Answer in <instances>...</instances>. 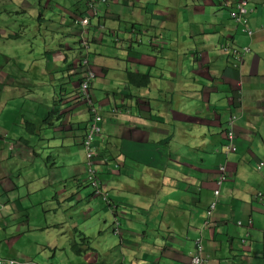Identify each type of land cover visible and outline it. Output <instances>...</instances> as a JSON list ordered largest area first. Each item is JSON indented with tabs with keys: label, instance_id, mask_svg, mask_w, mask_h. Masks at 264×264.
<instances>
[{
	"label": "crops",
	"instance_id": "crops-1",
	"mask_svg": "<svg viewBox=\"0 0 264 264\" xmlns=\"http://www.w3.org/2000/svg\"><path fill=\"white\" fill-rule=\"evenodd\" d=\"M67 1L64 7L61 0H0V38L9 34L5 16L12 20L14 14L34 21L37 14L41 20L51 15L43 32L64 38L54 49L43 40L32 58V88L23 100L40 99L42 80L54 87L51 97L42 96L48 101L32 104L34 115L23 119L29 139L13 134L17 120L16 128H5L19 113L0 123V256L37 264H188L214 199L218 165L225 162L219 202L201 231L204 264H264V204L255 196L264 192V0H248L251 37L229 14L239 0H113L101 6L87 36L91 95L107 132L105 141L95 139V167L109 202L93 196L84 181L80 142L89 113L77 97L83 67L73 21L85 13L86 0ZM35 27L41 35V23ZM226 40L249 47L238 67L221 46ZM5 65L0 53V96L18 83ZM127 72L148 74L149 83L138 86ZM164 85L171 86L170 98L162 95ZM54 114L59 124L49 121ZM229 114L237 117V149L223 155ZM55 152L63 156L56 160ZM105 206L112 241L89 237L88 249L74 253L64 241L66 228L87 236ZM37 246L51 248L46 253Z\"/></svg>",
	"mask_w": 264,
	"mask_h": 264
},
{
	"label": "rangeland",
	"instance_id": "rangeland-1",
	"mask_svg": "<svg viewBox=\"0 0 264 264\" xmlns=\"http://www.w3.org/2000/svg\"><path fill=\"white\" fill-rule=\"evenodd\" d=\"M67 2L69 1L61 0L60 4L66 7L68 5ZM174 5L176 6L178 4L175 3ZM50 16L51 15L45 16L46 20H41V18L37 14L36 18L38 20L34 21L33 18H30L29 20H27V18L29 17L25 15H21V14L15 15L14 14L12 16V20H9L8 17L5 16V19L3 21V23L6 24V26H3V29L5 30L9 28L7 30L8 31L7 33L9 34L7 36V34L3 33L2 35L5 37L0 38V53L3 55V63H6V65L2 67L4 68L6 72L11 74L12 76L18 75V83H16V85L12 87L13 88L12 91H9V92L5 91L3 92V95L0 96V112L2 111V114H0V123L8 120L7 118L8 114L19 113L16 116V118L9 119V121H7L8 123L5 124V128H8V126L15 127L14 120H17L19 122L20 127H17V128L15 127L16 131H12L14 135H17V133H19V134H22V136H25L24 132H29V130L27 129L26 122L23 119L26 118L28 114L32 116L34 115L35 109L33 108L32 104H35V103L42 104V103L47 102L48 100L42 99L43 94H45V97L43 98L51 97L50 91L53 90L54 86L52 87V85L54 82L44 83V81L42 80L40 85L37 86V88H40L39 92L37 93L38 96H41L40 99L38 101H30V105H29V101L23 100L24 98H27L29 96L27 94L28 89L32 88V86L29 84V79H31L32 77V67L34 66V62L32 61V58L36 54L37 51L42 50L44 46L43 40H46V45L50 42L49 43L50 47L54 49L56 48V46L59 45V40L64 39V38H60L59 36H57L54 31L50 33L49 35L43 32L45 21L49 23ZM148 22L149 20H146L143 23V26H145V23H148ZM39 23H41V31H42L41 35L38 34V30L35 27ZM4 56H7L8 59ZM8 68H10V70H8ZM59 80H62V77L59 78ZM66 83L68 84V82ZM164 86L166 90L165 92L162 93V95L167 98H170L171 95H169L168 92L170 91L171 86L169 85L167 86L164 85ZM56 87H58V85ZM10 88L7 87V89L9 90ZM91 93H94V90L92 88H91ZM7 102L10 103V106L7 105ZM80 102L83 103L82 101ZM83 104H80V106H82L80 107V109L84 108ZM95 104H98V103L95 102ZM85 112H86V108H85ZM58 117L59 116H57V114L51 115V117L49 118V121L56 124L58 123V119H59ZM82 117H83V114H82ZM106 133H107L106 129L104 127L103 128L101 127V131L99 134V136L100 135L102 136L101 141L102 140L105 141L107 139ZM30 136L31 134H28L27 136H25V138L29 139ZM60 141L61 139L57 140L58 143ZM69 147L71 148V150H74V145H71ZM79 150H81V148H79ZM55 154H56V160H58L61 156H63V154L60 152H55ZM84 166H85V161H84ZM84 174H85V171H84ZM88 187L90 188V190H92L90 186ZM122 196L125 197V194H122ZM218 202L219 201H217V204ZM64 216L65 217L67 216V213L65 211H64ZM98 217L100 219L96 217L97 218L96 220H100V224L97 226L94 232L89 231L87 233V237H90L92 239L103 240L105 244L109 245L113 238L112 235H110L112 234V231H111L112 220H111V214L109 213L108 208L106 206L100 209ZM42 218L44 217H43V214L41 213V215L37 217V220L41 221ZM99 226L100 228L98 229ZM79 232H77L75 229L71 230L70 228H66V233L68 234V237L65 238L64 241L66 242V244H68V246L70 242L73 241V239L78 240L81 237L79 235ZM76 234H77V237L75 236ZM37 247H39L38 251H46V253H48V251L51 248V246L45 247V248H41L40 246H37ZM56 259H57L56 263H59V259L58 258Z\"/></svg>",
	"mask_w": 264,
	"mask_h": 264
},
{
	"label": "built area",
	"instance_id": "built-area-1",
	"mask_svg": "<svg viewBox=\"0 0 264 264\" xmlns=\"http://www.w3.org/2000/svg\"><path fill=\"white\" fill-rule=\"evenodd\" d=\"M98 1L103 2L106 0H98ZM247 12H248L247 0H239L236 3L234 9L230 13L233 19L235 20V22L240 23L242 25L243 31L247 35H251L252 31L247 26V18H246ZM86 22H87L86 18L81 20V23L83 25H85ZM224 48H226V46H224ZM244 49L247 50V48H244ZM234 52H235L234 57L236 59V62H240L243 56V52H236V51ZM81 65L84 66L85 68L82 73V79L80 80L79 85H78L77 95L79 98H81L85 102L88 113H89V120H90V125L86 129L82 137V140H81V147L84 151V156H85V166H86L85 180L92 187L96 195L101 196L102 200L107 201L108 199L107 192L103 190L100 186L101 179L94 165L95 157H96L94 139L98 136L100 132L101 116H100L99 110L101 109V107L99 104H95V101L93 100L90 94V86H91L92 79L94 77V72L88 66V60L86 56L81 60ZM234 119H235L234 115H230L227 119V129L225 133L226 141H225V146H224L226 153L229 151H234L236 149V146L234 143V131H233ZM218 170H219V175L216 180L217 186L225 179L224 164H219ZM214 193L215 195H217L218 190L216 189ZM256 196L262 200L264 199V192H258ZM213 206H214V202L210 204V209L213 208ZM207 213L209 214L210 210H208ZM195 257L198 258L197 256ZM0 264H35V263L33 262L22 263L15 259H6V258L0 257Z\"/></svg>",
	"mask_w": 264,
	"mask_h": 264
},
{
	"label": "clouds",
	"instance_id": "clouds-1",
	"mask_svg": "<svg viewBox=\"0 0 264 264\" xmlns=\"http://www.w3.org/2000/svg\"><path fill=\"white\" fill-rule=\"evenodd\" d=\"M111 1H113V0H106V1H103V2H100V1H98V0H86V2H85V13L84 14H78V16L75 18V20L73 21L74 22V25L76 24V25H78L79 26V33H78V37H77V41H78V45H79V48L81 49V55H83L84 57L86 56L87 58L89 57V54H90V43H89V37L87 36V29H88V26L90 25V23H91V20L94 18V17H96V15H98L99 13H100V8H101V6H103V5H106V4H108L109 2H111ZM247 3H248V0H247ZM236 5V4H235ZM235 5H233L231 8H230V10H229V14H230V16H231V11L234 9V7H235ZM247 8H248V12L246 13V18H247V26L249 27V20H248V13H249V10H250V8L248 7V4H247ZM84 18H86L87 19V22L85 23V25H83L82 23H81V20L82 19H84ZM231 18L233 19V17L231 16ZM233 21L235 22V20L233 19ZM236 24H238V25H240L241 27H242V25L240 24V23H237V22H235ZM250 28V27H249ZM242 30H243V28H242ZM251 30V29H250ZM244 32V31H243ZM245 33V32H244ZM246 34V33H245ZM251 35H252V33H251ZM251 35H247L246 34V36H248V37H251ZM222 46V48H223V50L224 51H228L229 52V54H230V56H231V58H232V61H233V65L236 67H238L241 63H242V61H243V58H244V54L246 53V52H248L249 51V47L248 46H242V47H236V46H234L233 45V43L232 42H230L229 40H226V41H224L223 42V44L221 45ZM224 46H226V48H224ZM244 48H247V50H245ZM234 51H236V52H243V56H242V59H241V61L240 62H236V59H235V57H234V55H235V52ZM80 55V60H79V64L81 65V60L84 58V57H82ZM89 66V65H88ZM90 67V66H89ZM91 69V68H90ZM92 70V69H91ZM83 71H84V69H83ZM83 71H82V73H83ZM93 71V70H92ZM94 78V77H93ZM82 79V78H81ZM80 79V80H81ZM93 80V79H92ZM80 82V81H79ZM79 85V84H78ZM77 94H78V90H77ZM90 94H91V86H90ZM78 96V95H77ZM92 96V95H91ZM94 100V99H93ZM83 101V100H82ZM95 101V100H94ZM96 102V101H95ZM83 103L85 104V102L83 101ZM86 105V104H85ZM87 107V106H86ZM101 107V106H100ZM230 115H234V117H235V119H234V122H233V131H234V125H235V121L237 120V117H236V115L235 114H229L227 117H226V121H225V124H226V127H225V133H226V129H227V119H228V117L230 116ZM84 135V134H83ZM83 137V136H82ZM98 137V136H97ZM96 137V138H97ZM225 141H226V138H225ZM234 143H235V132H234ZM80 144H81V142H80ZM94 146H95V139H94ZM225 143L223 144V150H222V154L223 155H229V154H231V153H233V152H235L236 151V149H237V145H236V143H235V146H236V149L234 150V151H229V152H225ZM95 149H96V146H95ZM83 150V149H82ZM83 154H84V151H83ZM96 156H97V149H96ZM84 161H85V156H84ZM262 164V162H259L258 163V166H260L261 164ZM95 164H96V162H95ZM94 164V165H95ZM219 164H224V168H225V176H226V166H225V162H222V163H219ZM219 166V165H218ZM96 168V167H95ZM97 169V168H96ZM217 170H218V168H217ZM85 172H86V166H85ZM218 175H219V170H218ZM100 177V176H99ZM85 179V178H84ZM217 180V179H216ZM224 181V180H223ZM222 181V182H223ZM221 182V183H222ZM221 183L217 186V184H216V187H215V189L213 190V194H214V199H213V201L212 202H214V206H213V208H211L210 209V204L212 203H210L209 205H208V207H207V209H206V215H205V217H206V220H203L202 221V223H201V229H200V237H198V236H196L195 238H194V251H192V253H191V255H190V260H189V263L188 264H204L206 261H207V255L205 254V252L203 251V243H202V230L204 229V228H207V225L209 224V219L211 218V213H212V211L216 208V205H217V201H219V186L221 185ZM101 188H102V182H101ZM103 189V188H102ZM218 190V194L217 195H215V193H214V191L215 190ZM258 192H262V191H258ZM257 192V193H258ZM256 193V194H257ZM256 194H255V196H256ZM257 197V196H256ZM258 198V197H257ZM259 199V198H258ZM261 200V199H260ZM103 201H105V200H103ZM262 202H263V204H264V199H262L261 200ZM105 202H109V198L107 199V201H105ZM2 208V205L0 204V209ZM208 210H210V213L208 214L207 213V211ZM1 211V210H0ZM238 222H240V223H238ZM113 224H114V230L115 231H117L118 230V225H119V222H118V220H116V219H114V221H113ZM237 224L238 225H241V221H237ZM250 224H251V220L249 219L248 220V223H247V225H246V227L248 228L249 226H250ZM86 236V235H85ZM249 236V234H248V231H246L245 232V234L243 235V237H241L240 238V241L243 243L245 240H246V238ZM200 246V247H199ZM195 256H197L198 258H196ZM1 258H6V259H15V260H18V261H20V262H22V263H24V262H27V263H30V261H28V260H19V259H16V258H11V257H3V256H0ZM35 264H37L36 262H35Z\"/></svg>",
	"mask_w": 264,
	"mask_h": 264
},
{
	"label": "trees",
	"instance_id": "trees-1",
	"mask_svg": "<svg viewBox=\"0 0 264 264\" xmlns=\"http://www.w3.org/2000/svg\"><path fill=\"white\" fill-rule=\"evenodd\" d=\"M82 57H84L83 55H81ZM88 60V65L90 66V68L92 69L91 67V62H90V59L89 57L87 58ZM80 65V64H79ZM82 66V65H81ZM83 69L85 68L84 66H82ZM126 77L129 81H131L132 83L136 84V85H146L149 83V75L148 74H145V73H133V72H127L126 74ZM78 97V96H77ZM99 104V103H98ZM100 105V104H99ZM99 113H100V116H101V122L103 120L102 118V114H101V109L99 110ZM101 122H100V131H101ZM32 126L34 125L32 122H29ZM90 125V120L88 119V123L86 125V128L84 130V133L86 131V129L89 127ZM28 129V127H27ZM100 133V132H99ZM99 135V134H98ZM96 139V138H95ZM85 183L87 184V186H90L88 184V182L86 180H84ZM101 186V185H100ZM91 187V186H90ZM92 189V187H91ZM91 194L95 197L99 196V195H96L94 193V190L92 189L91 190ZM101 198V196H99ZM102 199V198H101ZM203 220H206V217L203 219ZM209 222H210V219H209ZM76 230V228H73V230ZM79 232V231H77ZM78 234V233H77ZM77 234L75 235L77 237ZM79 235L81 236L78 240L76 239H73V241L70 242V249H72V251L74 253H81V252H84L88 249V244H89V237L85 236L82 232H79ZM85 245V248H83V246Z\"/></svg>",
	"mask_w": 264,
	"mask_h": 264
}]
</instances>
